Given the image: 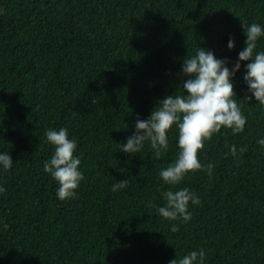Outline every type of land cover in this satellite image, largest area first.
<instances>
[{"label": "trees", "instance_id": "16d2710c", "mask_svg": "<svg viewBox=\"0 0 264 264\" xmlns=\"http://www.w3.org/2000/svg\"><path fill=\"white\" fill-rule=\"evenodd\" d=\"M0 9V151L14 160L0 170V264H169L201 248L204 264H264V106L244 98L246 61L232 78L244 131L205 141V170L172 189L199 196L189 221L156 213L178 130L159 158L147 142L121 151L137 118L183 91L184 57L203 47L236 60L242 25L264 24V0H0ZM61 127L78 141L84 175L67 200L43 170L53 154L45 131ZM232 145L246 151L233 157ZM120 180L127 187L112 191Z\"/></svg>", "mask_w": 264, "mask_h": 264}, {"label": "clouds", "instance_id": "9594fccd", "mask_svg": "<svg viewBox=\"0 0 264 264\" xmlns=\"http://www.w3.org/2000/svg\"><path fill=\"white\" fill-rule=\"evenodd\" d=\"M3 9H0L2 14ZM246 36L244 47L239 51L234 62L229 58H217L210 49L198 47L194 55L183 58L181 72L187 77L182 82L183 91L179 94H168L159 99L146 119L135 121V131L121 143V151L134 155L139 153L147 142L157 158L169 148L168 132L175 127L178 130L176 144L179 149L177 159L159 172L164 184L169 185L161 193L164 206L156 207V213L169 221L191 219L189 204L199 205L200 198L187 187L172 189L180 185L190 172L205 170L198 158V153L205 147V141L222 128L230 129L233 134L244 131L247 117L243 115L237 102L232 78L243 65V79L246 84L245 100L257 101L264 106V50H257V41L264 38V24L251 23L242 25ZM235 41L231 37L227 48L232 50ZM231 63V67H229ZM47 142L53 147L52 156L43 163L45 173L51 175L58 184L56 196L60 200L76 198L77 189L84 179L80 170L81 159L76 155L78 141L70 138L65 127L58 130L49 128L45 131ZM258 144L264 147V137ZM231 155L236 157L246 151L241 147L239 153L235 145L230 146ZM13 158L9 151H0V170L8 171L13 166ZM214 165L208 164L206 170L212 174ZM127 180H120L112 185V191H120L127 187ZM5 189L0 186V194ZM179 227L172 224L171 231L177 232ZM205 250H192L180 259L173 258L169 264H204Z\"/></svg>", "mask_w": 264, "mask_h": 264}]
</instances>
